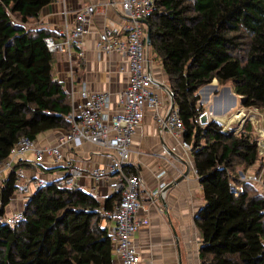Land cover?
Instances as JSON below:
<instances>
[{
    "label": "trees",
    "instance_id": "trees-1",
    "mask_svg": "<svg viewBox=\"0 0 264 264\" xmlns=\"http://www.w3.org/2000/svg\"><path fill=\"white\" fill-rule=\"evenodd\" d=\"M51 1L0 0V162L20 137L37 140L70 129L69 95L55 76V53L43 41L52 33L30 26ZM144 19L148 57L167 75L203 192L194 219L199 264H264V195L258 190L264 189V157L255 130L249 120L237 132L214 121L201 124L205 106L199 103V90L215 79L220 86L231 83L239 108L264 112V0H154ZM30 166L19 159L2 180L0 216L15 192L16 171ZM254 166L262 184L239 179ZM232 183L241 189L235 192ZM119 197L102 205L78 186L46 182L27 202L23 221H0V264H113L102 222Z\"/></svg>",
    "mask_w": 264,
    "mask_h": 264
},
{
    "label": "crops",
    "instance_id": "crops-1",
    "mask_svg": "<svg viewBox=\"0 0 264 264\" xmlns=\"http://www.w3.org/2000/svg\"><path fill=\"white\" fill-rule=\"evenodd\" d=\"M120 4L121 0H52L42 8L37 21L30 25L51 32L49 36L63 42V33L73 27L75 13L85 6H95L90 31L84 38L82 46L83 58L75 55L77 49L72 51L71 59L66 53H55V76L63 83L65 89L72 85L78 91L80 85L84 83L91 92H108L111 95L112 114L117 112V95L127 86V74L124 71L126 61L116 51L98 50L96 40L102 28L110 22L116 25L125 22ZM148 60L150 73L157 83L153 90L161 101L156 112L157 115L164 117L172 109L171 100L166 92L169 88L168 78L160 63L149 58ZM207 87L214 89L207 104L208 111L220 114H214L217 117L225 116L230 107V98L234 97L232 89L230 88L231 93L228 92V88L218 86L215 79L205 88ZM262 122L264 123V119ZM62 132L64 131L53 130L42 135L36 140L37 145L44 147L57 144ZM182 140V136H174L159 127L151 110L145 113L131 138V151L126 168L134 170L142 179L139 199L144 211L140 216L148 219V224L139 226L132 238L139 252L141 264H199L200 233L194 219L205 201L191 153L183 149ZM63 153L64 159L58 163L52 162L49 157L35 163L31 153L20 158L23 161H31L32 166L18 169L22 172L19 184H29L30 181L37 179L46 182L60 179L69 169L74 168L81 172L76 186L94 195L102 205L108 197L118 194L115 185L118 180L117 173H104L103 182H97L93 178L95 167H103L110 163V157L104 148L90 142H83L77 147L68 143L63 147ZM256 168L257 166L250 168L245 174L240 172L239 179L255 174ZM7 175L0 180V188L2 180ZM164 186L166 189L161 196L158 191ZM235 187L241 189L240 186ZM36 189L27 195L14 192L4 208L3 215L23 210ZM102 224L108 227L109 219ZM113 264H120L115 253Z\"/></svg>",
    "mask_w": 264,
    "mask_h": 264
},
{
    "label": "built area",
    "instance_id": "built-area-1",
    "mask_svg": "<svg viewBox=\"0 0 264 264\" xmlns=\"http://www.w3.org/2000/svg\"><path fill=\"white\" fill-rule=\"evenodd\" d=\"M154 0H121V15L125 19L121 25L110 22L104 26L98 34L96 48L103 52L116 51L126 61L124 71L127 74V86L117 95V112L110 113L111 98L108 92H91L82 83L76 91L72 85L66 88L70 99V111L66 119L70 129L61 133L57 144L53 146L39 147L36 140L20 137L10 148L8 156L0 162V180L9 174L15 162L31 153L34 162L40 163L44 157H49L52 162L63 161V147L71 143L73 147L80 146L83 142H90L100 148H104L110 163L103 167H95L93 178L97 182L104 181V173H117L116 189L120 194L114 208L106 211V217L110 221L108 233L111 238L113 252L117 255L120 264H141L139 252L133 243V236L139 226L148 224L146 217L140 214L144 211L139 199L142 179L139 174H128L126 164L130 155V142L136 128L142 122L145 113L151 110L159 127L174 136H182L183 124L178 117L176 107L164 117L157 115L161 104L160 98L153 90L157 86L149 70L147 59V44L145 41L146 26L140 22L153 8ZM95 12L94 5H88L77 11L74 15V24L64 33V41H56L52 36H45L43 41L51 53H66L72 58V51L78 58H83L82 46L84 38L90 31L92 15ZM167 97L172 100L173 92L167 89ZM205 113V112H204ZM203 113V114H204ZM201 114L200 117L203 115ZM233 114H241L236 120L231 119L223 129H232V124H238L236 131L241 128L246 120L252 124L257 135V151L264 157V112L259 113L254 108H241ZM209 119L212 118L207 114ZM232 114L229 115V118ZM227 118V117H226ZM222 123V122H220ZM231 124V126L229 125ZM63 131V130H62ZM182 147L190 151L189 143L182 140ZM196 172V170H195ZM16 194H30L34 188L43 186L46 181L33 180L29 184L20 185L21 170H17ZM81 177V172L71 168L66 175L59 179V184L64 186H76ZM242 180L256 184H262V178L256 174L243 177ZM235 183L232 189L238 192ZM159 192V191H158ZM25 218L24 209L15 211L10 215L0 216V221L14 226ZM149 263V262H148Z\"/></svg>",
    "mask_w": 264,
    "mask_h": 264
},
{
    "label": "rangeland",
    "instance_id": "rangeland-1",
    "mask_svg": "<svg viewBox=\"0 0 264 264\" xmlns=\"http://www.w3.org/2000/svg\"><path fill=\"white\" fill-rule=\"evenodd\" d=\"M150 59V57H148V49H147V59ZM151 60V59H150ZM148 62H149V60H148ZM209 85V84H208ZM208 85H206V86H208ZM206 86H204L203 88H201L199 91V96H200V99H201V101H202V104L205 106V115L207 116V114H208V103H209V100H210V96L214 93V89L213 88H210V87H207V88H205ZM218 86H220V85H218ZM223 86H225V87H227L228 88V92H230L231 90H230V88H231V83L230 82H227L225 85H223ZM227 90V89H226ZM231 93V92H230ZM200 101V100H199ZM237 109H241V108H239V105H238V101H237V99L235 100V102H234V99H233V97H231L230 98V107L228 108V111H227V114H225V116H227V115H230V114H233V113H235L236 111H237ZM259 113H262V112H260V111H258ZM209 114L211 115V116H215L217 119H221V118H224L225 116H223V117H217L216 115H214V114H212V111H210L209 110ZM239 116H241V114H233L232 115V117L231 118H235V117H239ZM231 118H229V120L227 121V122H230V120H231ZM222 122L223 123H220V125L222 126V127H224V126H226V125H228V123L224 120L223 121V119H222ZM230 126H231V124H229ZM232 128H235L234 126H231ZM240 129V128H239ZM236 131V130H235ZM237 132V131H236ZM256 170V169H255ZM259 185V184H258ZM259 190V192L260 193H262L263 195H264V189L261 187V188H259L258 189Z\"/></svg>",
    "mask_w": 264,
    "mask_h": 264
},
{
    "label": "water",
    "instance_id": "water-1",
    "mask_svg": "<svg viewBox=\"0 0 264 264\" xmlns=\"http://www.w3.org/2000/svg\"><path fill=\"white\" fill-rule=\"evenodd\" d=\"M140 22H142L145 26H146V21L145 19H142L140 20ZM145 41H146V44H147V49H148V46L150 44V33H149V29H147V26H146V35H145ZM200 92V91H199ZM233 99H234V102H235V95L233 94ZM171 103H172V107L174 106V101L171 100ZM200 103H201V99H200ZM209 121H214L218 124H220V122L216 119H209L205 114H203L201 117H200V123L201 124H205L206 122H209ZM231 129V128H230ZM229 130V129H228ZM166 189V186H164L160 191L159 193L161 194H164V191Z\"/></svg>",
    "mask_w": 264,
    "mask_h": 264
},
{
    "label": "bare ground",
    "instance_id": "bare-ground-1",
    "mask_svg": "<svg viewBox=\"0 0 264 264\" xmlns=\"http://www.w3.org/2000/svg\"><path fill=\"white\" fill-rule=\"evenodd\" d=\"M223 113V112H222ZM208 114H209V112H208ZM212 114H216V115H220V114H218V113H215V111H212ZM210 115V114H209ZM211 116V115H210ZM212 118H216L215 116H211ZM238 117H236V118H231V119H233V120H236ZM218 121L219 122H222V119H218ZM223 123V122H222Z\"/></svg>",
    "mask_w": 264,
    "mask_h": 264
}]
</instances>
